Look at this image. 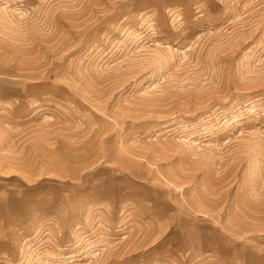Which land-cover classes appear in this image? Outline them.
<instances>
[{
    "label": "rangeland",
    "instance_id": "1",
    "mask_svg": "<svg viewBox=\"0 0 264 264\" xmlns=\"http://www.w3.org/2000/svg\"><path fill=\"white\" fill-rule=\"evenodd\" d=\"M0 264H264V0H0Z\"/></svg>",
    "mask_w": 264,
    "mask_h": 264
},
{
    "label": "clouds",
    "instance_id": "2",
    "mask_svg": "<svg viewBox=\"0 0 264 264\" xmlns=\"http://www.w3.org/2000/svg\"><path fill=\"white\" fill-rule=\"evenodd\" d=\"M178 19L181 21V26H182V21H183L182 15ZM174 30H176V29L174 28Z\"/></svg>",
    "mask_w": 264,
    "mask_h": 264
}]
</instances>
